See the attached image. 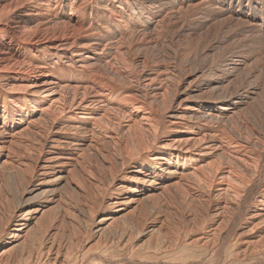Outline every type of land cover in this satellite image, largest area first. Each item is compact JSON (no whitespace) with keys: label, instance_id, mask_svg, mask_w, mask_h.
Wrapping results in <instances>:
<instances>
[{"label":"bare ground","instance_id":"1","mask_svg":"<svg viewBox=\"0 0 264 264\" xmlns=\"http://www.w3.org/2000/svg\"><path fill=\"white\" fill-rule=\"evenodd\" d=\"M130 1L0 0V264H146L79 253L73 232L149 243L173 202L224 221L260 173L242 114L264 107V0H135L140 25ZM99 7L117 33L80 19Z\"/></svg>","mask_w":264,"mask_h":264},{"label":"rangeland","instance_id":"2","mask_svg":"<svg viewBox=\"0 0 264 264\" xmlns=\"http://www.w3.org/2000/svg\"><path fill=\"white\" fill-rule=\"evenodd\" d=\"M129 7L137 9V18H135L134 21H131L128 19L126 14L124 16L126 17L125 22H128L127 24H129L131 21L136 25H140L141 21L138 15V10L142 9L141 6H139L134 0L129 2ZM129 7L127 8L128 11ZM127 9L121 11L125 13ZM144 11L145 9H143V12ZM79 17L82 19V21L84 20L83 22L86 26H91L93 28L98 27L103 36H107L106 33H117L116 31L118 28L110 23V14L108 11L100 9V7L99 10H97V12L92 15H90V9L88 8L85 14L80 15ZM108 23H110L112 26H110ZM160 37L161 40L164 39V35H161ZM187 49L189 53L193 52L192 48L188 47ZM46 56L47 53L45 52L39 53L37 55V61L39 63L47 61L45 59ZM197 62L198 64H203L205 61L198 59ZM52 70H55V74L60 73L62 78L65 80L75 79L77 76H80L81 78L86 76V72L76 74L74 72H69L66 69L58 70L57 66L52 68ZM256 107L257 108L253 109L250 113L249 111H245L242 115H246L244 120L250 129H253L256 133L264 135V107L262 106L261 102L257 104ZM260 167L261 169L258 177L254 178L255 181L253 179L254 185L248 187L243 193L244 196L241 197V200L239 199V205L241 204V207L239 206L236 212L229 214L224 219V221H220L216 218H208V215L201 214V212L193 208L195 210L194 211L191 207L189 211L186 210V214H184V210L179 209L180 207L178 202H173L171 206L175 209H178L176 212H174L175 209L173 211V214H176L175 216L172 214L170 217H168V214L164 212L165 209L162 207L158 208L159 206L157 207L158 209H156V211L154 210L155 213H153L154 216L152 218L156 221L161 218L163 219L164 213L167 215L165 218L166 221L164 223V233L160 235L161 237L158 236L157 238H153L149 243H147V237L136 238L140 235V233L138 234L136 231L129 228L127 230V235H131L133 238L130 241L131 243L129 242L127 244V248L122 249L121 245L115 242L117 240L115 237L114 239L113 236H111V233H107L105 236H102L100 242L97 243L98 239L96 228L89 224L87 228L82 227L81 230L79 229L81 233L80 235L76 234L77 231L73 232L76 236L75 239L79 238L78 240H80V247L76 251L79 253L88 252L89 255H95L97 252L103 253L107 258H117V263H120L119 261H121L126 256L130 257L131 260L133 259L131 262L137 261L136 259L140 258L139 260L141 262L146 261V264H264V224H262L260 227H253L254 224L248 222V213L250 212L249 207L252 208V201L254 199L253 197L255 195L261 194L262 190V186H258V179L264 177V153L262 154ZM182 213L183 215L181 217L180 214ZM97 215L98 214H96V216ZM172 216H174V218ZM220 222L223 223L220 224ZM118 225V228H122L121 224ZM126 227L127 225L122 229ZM211 230H213V236L215 237H213L211 233L209 234V231ZM204 237H208L207 243L205 244H203L204 240L202 239ZM155 242H157V245L160 243L159 245H161V248L154 249L152 246ZM149 247L152 251L149 249ZM136 248H138L140 252L137 251L138 249ZM118 257L120 260H118ZM122 263L129 264L130 262H121V264Z\"/></svg>","mask_w":264,"mask_h":264}]
</instances>
